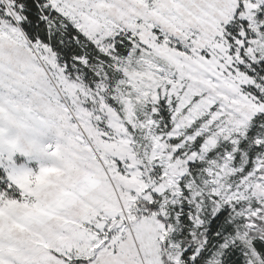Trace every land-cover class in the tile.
<instances>
[{
	"label": "snow or ice",
	"instance_id": "6c2138e0",
	"mask_svg": "<svg viewBox=\"0 0 264 264\" xmlns=\"http://www.w3.org/2000/svg\"><path fill=\"white\" fill-rule=\"evenodd\" d=\"M0 264H264V0H0Z\"/></svg>",
	"mask_w": 264,
	"mask_h": 264
}]
</instances>
